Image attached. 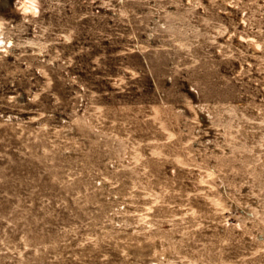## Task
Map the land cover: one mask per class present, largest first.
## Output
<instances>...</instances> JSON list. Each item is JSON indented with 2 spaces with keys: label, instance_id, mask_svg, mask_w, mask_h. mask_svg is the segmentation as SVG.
<instances>
[{
  "label": "rangeland",
  "instance_id": "374dc122",
  "mask_svg": "<svg viewBox=\"0 0 264 264\" xmlns=\"http://www.w3.org/2000/svg\"><path fill=\"white\" fill-rule=\"evenodd\" d=\"M22 1L0 264H264V0Z\"/></svg>",
  "mask_w": 264,
  "mask_h": 264
},
{
  "label": "bare ground",
  "instance_id": "6f19581e",
  "mask_svg": "<svg viewBox=\"0 0 264 264\" xmlns=\"http://www.w3.org/2000/svg\"><path fill=\"white\" fill-rule=\"evenodd\" d=\"M35 3H36V1L35 0H23L21 3H20V6L18 7L19 9H23V11L24 10H34V9H36L37 10V8L35 7L36 5H35ZM2 24H3V19H1L0 18V29H1V27H2ZM2 31V30H1ZM1 31H0V44H1V42H2V40H3V38L1 37ZM1 46V45H0ZM4 48V47H3ZM1 49V48H0ZM7 50V49H6Z\"/></svg>",
  "mask_w": 264,
  "mask_h": 264
}]
</instances>
